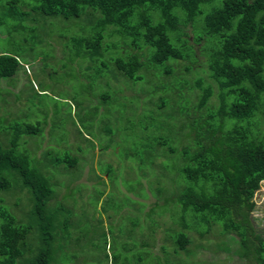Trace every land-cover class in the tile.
<instances>
[{"label": "trees", "instance_id": "trees-1", "mask_svg": "<svg viewBox=\"0 0 264 264\" xmlns=\"http://www.w3.org/2000/svg\"><path fill=\"white\" fill-rule=\"evenodd\" d=\"M0 26L19 50L0 52V82L25 65L23 44L42 47L30 61L69 72L67 85L80 89L62 104L72 107L65 115L76 117L81 139L89 137L84 131L134 137L124 140L128 147L118 141L124 151L134 148L138 168L128 192L155 201L141 202L140 229V220L131 222L126 235L98 221L105 240L123 233L119 251L106 245L104 264H189L185 257L211 232L240 261L264 264V234L252 216L264 183V0H0ZM2 103L0 264H55L81 238L70 204L77 200L53 177L91 161L80 143L51 141L58 110L43 123L18 119ZM161 222L167 228L153 260L142 251L151 239L144 231ZM78 253H69L72 262Z\"/></svg>", "mask_w": 264, "mask_h": 264}, {"label": "rangeland", "instance_id": "rangeland-1", "mask_svg": "<svg viewBox=\"0 0 264 264\" xmlns=\"http://www.w3.org/2000/svg\"><path fill=\"white\" fill-rule=\"evenodd\" d=\"M29 24H31V22ZM5 28V26H0V52H5L6 50L7 53H14L16 51V43H14L15 39L13 40V38L9 35L1 36V33L6 31ZM17 47H20V43L17 44ZM23 47L28 49V54L26 53L27 55H21L19 59L25 65L21 63L20 68L12 78L1 80L0 103L3 102L2 104H7L8 106L5 110L9 111L11 114L14 113L18 119H29L34 121L39 120L40 122L43 121V123L48 112L50 116H52V114L58 110L59 114L55 117H51L49 121L50 126H48V133H50L51 127L53 126L52 133L50 135L51 141L54 139L57 146L60 148L63 146L65 147V145L67 146L78 142L84 148L83 151L85 152V155L83 156H88L84 158L91 161L88 162L84 169L81 166L80 169L72 170L64 175L56 174L53 177L54 180H59L60 184L64 185V187L69 186L68 189H66L68 199L75 197L77 200L75 203L70 201V204L73 207L72 213L75 219L74 223L76 225V229L79 230L78 236L81 238V245L78 249L74 239H72L69 243H73L71 244L73 249L71 250L70 248L68 252L72 253L78 251V257L72 262L71 255L68 252L67 254L64 252V254L55 257L56 261H58L55 264L65 262H71L68 264H104V251L105 248L107 250L109 249L106 245L110 246L111 243H113L114 248L119 251L123 240L121 235L123 233L126 235V232L124 231L132 227L131 222L137 220H140V229V222L142 221L141 202L144 201L143 193H139L140 191L134 190L139 196L137 197L135 196V193L133 194L134 191L130 193L128 192L130 187H137L135 182L138 176V168L135 167L134 161L136 159L132 156V152L130 151H133L134 148H126L124 151L123 147L125 146H118L119 140H121V142H124V140L131 142L134 137L131 133H124L122 131L105 135L104 131L101 134L96 133L94 138L92 137L94 135L93 132L91 133V131H89L91 133L90 134L89 132L84 131L83 133H88L89 137L87 139H81L82 137L78 136V133L73 127L72 121H74L76 117L72 116L73 120H71L69 116L65 115L66 113L71 112L72 107L70 105L62 104L67 101H71V97L76 95L80 89L76 86L71 87L70 89L67 85L70 80L67 75L69 72H66L65 70L55 72L54 68L56 67L53 68L48 64H46L47 67L43 70V64L38 63L39 59L36 61H30L33 56L36 57L38 54H41L42 51L45 52L42 50V47L34 48L32 46L33 48H29L30 44H23ZM18 51L19 50L17 49V54ZM32 51L33 56H31ZM39 83L41 85H39ZM72 85H75L74 82ZM32 88H35V90L38 89L37 92L32 91L30 93ZM41 89L46 90L44 96L35 97L37 93L40 94L39 90ZM19 94L21 95L19 97L20 99L16 100V98H18L16 96ZM27 95L31 96V103L27 101ZM73 109H75L74 106ZM1 112L2 110H0V114ZM112 112L113 111H111L110 115ZM61 113H63V115H60ZM67 118L70 120L67 121ZM77 126H79L78 123ZM46 132L47 128L45 133ZM114 135H117L118 139L116 138L115 140L113 138ZM107 136L108 141H106ZM42 137L46 138L45 135ZM111 140H113L112 143ZM126 141L124 144L128 147ZM82 142L85 143V145ZM99 143L102 145L110 144L108 151L105 153L101 152V150H99V146H101V144ZM45 146H47V144H45ZM88 148L93 150V159H91V154L88 153ZM36 155H39V152H37ZM110 164L113 165V172L111 174L107 172L108 168L106 169V167ZM91 169L93 170V173L90 171ZM52 172H54V170H52ZM107 173H109V178ZM95 175L101 177L103 184H96ZM63 191V188L60 189V194H62ZM101 192L103 195L100 196ZM59 197H61V195L58 196V199ZM154 201L155 199L150 197L146 202H144L147 203L149 207V205H152ZM254 202L255 210L252 216L255 220V229L264 234V183L261 184L260 189L255 193ZM12 203L13 200L7 203L10 210L17 215V217H20L19 208L11 205ZM147 210L148 208L145 209V211ZM108 215L111 218L107 219L106 217ZM100 219L106 232L108 231V225L112 224L115 226L116 230L123 231V233H117L116 231L113 237L115 241H113L109 235L106 240L103 239L101 234L104 230L101 227L99 229L98 226V221ZM142 224L144 225L143 222ZM165 228H167V226L161 222L160 225L152 227L151 231H146V229L144 231V234H146V236L147 234L150 235L151 239L149 240L150 247L144 248L142 251H146V253L149 254L148 256L150 259L155 260V257L159 255L158 247L164 239L162 230ZM206 237L210 239H208V241L205 239H202L201 241L198 240V243L202 247L193 250V258L185 257V260H187L189 264H245L232 252V248L231 252L225 251V245H221L220 243L223 238H219L215 232H211ZM124 240H127V238L125 237ZM225 244L226 246L229 245L226 242ZM230 246L232 245L230 244Z\"/></svg>", "mask_w": 264, "mask_h": 264}]
</instances>
